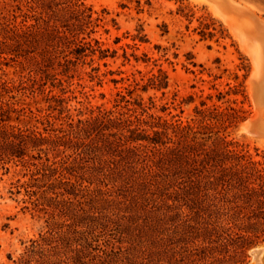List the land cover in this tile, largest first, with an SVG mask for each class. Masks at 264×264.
<instances>
[{"label": "trees", "instance_id": "1", "mask_svg": "<svg viewBox=\"0 0 264 264\" xmlns=\"http://www.w3.org/2000/svg\"><path fill=\"white\" fill-rule=\"evenodd\" d=\"M26 8L0 12V67L28 71L18 82L0 77V165L31 171L17 193L25 189L48 231L16 264L242 263L264 237V166L217 131L211 122L223 114L205 111L193 126L151 113L154 99L148 107L139 92L164 90L161 75L135 80L87 118L58 127L39 118L23 98L115 56L82 0Z\"/></svg>", "mask_w": 264, "mask_h": 264}, {"label": "rangeland", "instance_id": "2", "mask_svg": "<svg viewBox=\"0 0 264 264\" xmlns=\"http://www.w3.org/2000/svg\"><path fill=\"white\" fill-rule=\"evenodd\" d=\"M30 1L0 0V12H13L16 8L26 12ZM82 1L97 18L94 37L115 57L97 59L93 66H79L74 78L64 81L63 87L55 81L48 84L42 95L23 98L26 109L30 108L39 118L49 116L58 127L70 117L75 121L89 117L97 107L111 109L116 95L119 92L127 95L126 89L132 90L135 80L144 85L162 75L167 82L164 90L139 92L148 107L149 98L154 99L156 107L151 113L170 122L193 126H198L205 111L223 114L216 116L218 123L211 122L217 125V131L248 152L253 161L260 162V168L264 166V75L261 80H253L255 66L247 46L209 3ZM232 1L264 22V0ZM236 20L241 24V19ZM3 75L18 82L28 76V71L19 64H11L0 67V77ZM43 123L35 125L42 130L48 126L46 121ZM245 124L248 130L243 128ZM30 174L22 166L0 165V264L18 263L30 241L48 231L46 217L32 211L25 189L17 193ZM262 247L264 237L246 252L240 264H264V253L257 261L252 253Z\"/></svg>", "mask_w": 264, "mask_h": 264}, {"label": "bare ground", "instance_id": "3", "mask_svg": "<svg viewBox=\"0 0 264 264\" xmlns=\"http://www.w3.org/2000/svg\"><path fill=\"white\" fill-rule=\"evenodd\" d=\"M204 1L212 6L215 14L217 13L225 23L227 22L235 36L243 45L247 46L246 51H248L255 66L252 76L253 80H261L264 75V22L255 17L251 13L252 11L250 12L247 8L236 4L232 0ZM236 19H241V24H237ZM245 23H250V25L246 24V27L244 25ZM253 123L255 122L253 121ZM246 126L247 125L245 124L243 128L248 130V127ZM252 253L255 255L254 261H257L263 255L264 247L258 248Z\"/></svg>", "mask_w": 264, "mask_h": 264}]
</instances>
